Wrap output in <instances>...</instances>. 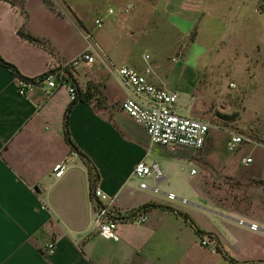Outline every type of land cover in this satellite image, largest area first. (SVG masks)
<instances>
[{"label":"crops","instance_id":"0c3cea01","mask_svg":"<svg viewBox=\"0 0 264 264\" xmlns=\"http://www.w3.org/2000/svg\"><path fill=\"white\" fill-rule=\"evenodd\" d=\"M20 1L0 0L2 58L24 77L34 79L76 58L86 49V35L90 34L97 48L95 63L73 70L71 75L80 91L91 85L100 95L90 102H72L68 88L50 94L36 88L20 96L19 79L0 63V264H264V232L253 231L249 225L257 224L263 230L264 226L219 207L203 183V175L218 160L204 150L214 147L210 142L218 131H210L202 150L169 149L152 144L146 129L121 109L132 95L117 74V39H122L123 32L139 44L145 39L150 44L146 43L149 47L139 61L129 59L121 66L128 64L141 74L150 69L147 79L151 84L177 94L178 99L181 94L190 101L195 99L184 80H198L212 71L213 64L201 42L200 24L206 16L203 0L130 1L134 11L123 25L119 24L121 10L99 7L94 19L100 12L104 23L109 20L119 27H111L109 45L99 43L88 31L86 19L71 0L64 2L81 26L67 13L59 16L49 11L41 0H25L24 7ZM160 28H167L164 39L169 42L177 36L167 52L164 44L151 42L160 37ZM170 63L177 66L168 70ZM70 107L67 134L65 116ZM204 114L192 113L195 117ZM224 128L228 133L234 131ZM238 128L255 132L247 125ZM71 141L89 159V165L74 159L57 179L52 170L72 151ZM252 151L256 150L248 154L254 157ZM142 160L158 164L165 173L160 182L148 178V185H158L159 193L142 189L143 181L134 175ZM222 160L226 174L238 175L231 169L235 165L232 158ZM175 162L185 163L197 173L178 175ZM90 166L98 173L97 181L89 177ZM94 187L114 200L116 216L146 208V223L118 221L117 241L100 236L95 225L98 201L92 195ZM167 194H175L177 199L169 200ZM178 213L188 215L198 228L212 235L203 238L216 241L218 252L203 247V238ZM49 243L56 245L52 256L45 252Z\"/></svg>","mask_w":264,"mask_h":264},{"label":"rangeland","instance_id":"374dc122","mask_svg":"<svg viewBox=\"0 0 264 264\" xmlns=\"http://www.w3.org/2000/svg\"><path fill=\"white\" fill-rule=\"evenodd\" d=\"M41 1L49 11L59 16L67 13L78 26H81L64 0ZM71 1L77 5L86 19L88 31L95 35L99 43L102 41L108 45L112 35L111 27L117 29L119 27L108 20L102 29L97 28L95 21L102 17L99 12L94 19V10L99 7L107 11L121 10L120 13L123 15H120L122 19H119V24L123 25L127 19L126 6L130 1L135 2V0ZM19 3L24 7L25 0ZM202 4L205 5L206 16L200 24L201 42L207 48V58L210 56L213 58L212 71L198 80L183 77L188 88H192L195 99L190 101L189 97L181 94L176 103L177 114L210 124L211 134L218 131L210 142L214 147L204 150L206 154H213L218 159L203 175V183L210 197L222 209L242 213L249 220L260 222L264 226V149L258 147L256 151H252L256 159L255 164L243 167L239 163L240 157L251 153L253 147H245L238 153H230L226 148L229 133L224 128L231 127L233 132L249 134L257 140H264V0H203ZM67 19L69 18L67 17L66 21ZM67 22L70 23L69 20ZM160 29V37L152 39L151 42L155 46L161 44V47L164 44V51L167 52L169 44L178 41L177 36L174 33L175 40L169 42V39H164L168 36L167 28ZM122 35V39H117L120 44L117 68L129 59L139 61L149 47L146 39L139 44L133 38H128L125 32ZM171 53L173 50L169 52ZM174 66L177 64L170 63L168 70ZM223 96L226 99H222ZM197 111L206 114L200 117L193 116L192 113ZM223 116L231 118L224 119ZM240 125H247L249 130L252 128L255 132L240 129L238 128ZM213 127H219L220 130ZM227 157L234 160L235 165L231 169L235 168L238 175L229 176L226 174L227 170L222 169V159ZM173 168L176 174L181 176L192 171L190 166L180 162H175ZM145 182L148 184L149 179Z\"/></svg>","mask_w":264,"mask_h":264},{"label":"built area","instance_id":"2783aa9c","mask_svg":"<svg viewBox=\"0 0 264 264\" xmlns=\"http://www.w3.org/2000/svg\"><path fill=\"white\" fill-rule=\"evenodd\" d=\"M133 7L132 4L128 5L125 14L128 15ZM95 25L97 28L102 29L104 20L102 18L97 19ZM86 40L88 41L86 49L73 60L49 70L42 77L29 81L19 79L20 96L25 97L36 88L46 89L48 94L60 88H68L72 102L76 101L78 98L77 89L68 81L69 74L81 67L92 66L97 55V48L90 34L86 35ZM145 58L146 60L150 59L149 56ZM173 61L176 60L173 59ZM150 72L151 70L147 69L146 74H141L135 68L126 65L117 69V74L123 85L132 92V95L122 102L121 109L146 129L152 144L169 149L202 150L207 143L212 126L204 121L177 114L178 95L151 84L147 79ZM245 147L264 149V140H257L249 134L229 133L226 148L230 153H238ZM78 158H80L78 152L72 150L60 163L54 166L52 175L57 179L62 178L72 160ZM254 162L255 159L251 154L244 155L240 160L241 165L244 167L252 166ZM196 173V169L191 171L192 175ZM134 175L143 181L140 185L142 189H151L155 193L160 192L158 185L151 188L145 181L152 176L156 178L157 182L166 178L165 173L159 168L158 164L148 165L144 160L135 166ZM92 195L98 201L95 212V225L98 227L100 236L105 239L114 241L119 239L117 234L118 221L128 220L139 224L147 221V214L143 209L132 211L125 216H116L114 200L100 188H94ZM167 197L169 200L177 199L175 194H167ZM240 223L246 224L243 221H240ZM249 226L253 231L264 232L257 224H250ZM201 245L214 254L218 252L217 243L213 239L203 238L201 239ZM45 252L49 256L54 255L56 252L55 243H49L45 248Z\"/></svg>","mask_w":264,"mask_h":264},{"label":"trees","instance_id":"16d2710c","mask_svg":"<svg viewBox=\"0 0 264 264\" xmlns=\"http://www.w3.org/2000/svg\"><path fill=\"white\" fill-rule=\"evenodd\" d=\"M0 63L2 64V65H4L5 67H7V68H9L13 73H14V75L18 78V79H20V80H27V81H29V80H31V79H29V78H26V77H24L20 72H19V70L16 68V66H14L13 64H11V63H9V62H7V61H5L3 58H2V56L0 55ZM43 76V75H42ZM42 76H40V77H42ZM68 81H70L71 82V84L73 85V86H76V89H77V93H78V98H77V100L76 101H85V102H90L94 97H98L99 95H100V93H99V90L97 89V88H95V86H88V88L86 89V91H84V92H82V91H80L79 89H78V86H77V83L75 82V80L73 79V76L71 75V74H69V79H68ZM99 94V95H98ZM76 101H74V102H76ZM70 111H71V107L68 109V112H67V114H66V116H65V128H66V132H67V134H68V120H69V113H70ZM224 117V119H229V118H231V117H226V116H223ZM71 147H72V150H74V151H76V152H78V154H79V156H80V158L83 160V162L86 164V165H89V159L77 148V146H75V144L71 141ZM89 169V177H90V179L92 180V181H97L98 179H99V176H98V173H97V171L94 169V168H92L91 166H90V168H88ZM258 183H261V182H258ZM95 188V187H94ZM93 188V189H94ZM143 210H146V208H143ZM180 216H182L188 223H190V225H192L195 229H196V231H197V233L200 235V237L201 238H203V237H205V236H208L209 238H213V236L212 235H210V234H206V233H204L200 228H198L195 224H194V222L190 219V217L188 216V215H185V214H182V213H178Z\"/></svg>","mask_w":264,"mask_h":264}]
</instances>
